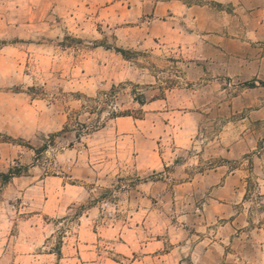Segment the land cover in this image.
<instances>
[{
    "label": "rangeland",
    "instance_id": "rangeland-1",
    "mask_svg": "<svg viewBox=\"0 0 264 264\" xmlns=\"http://www.w3.org/2000/svg\"><path fill=\"white\" fill-rule=\"evenodd\" d=\"M137 1L0 0V112L17 131L31 132L33 123L45 128L32 137L0 131V264H46L43 255L60 254L63 237L75 231L80 216L97 202L111 223L140 222L147 212L137 206L147 209L152 203L141 196L144 182H157L159 194L167 190L153 198L163 208L158 220L167 224L174 217L164 205L176 202L174 185L223 163L243 168L248 174L244 201L255 210L263 208L254 157L264 156V118L253 119L250 113L264 101V91L251 90L244 83L253 80L240 79L227 80L223 94L216 85L199 93L201 82L185 80L182 54L162 41L161 48L147 41L152 16L139 17ZM210 5L232 9L214 1ZM114 47L128 50L129 58ZM209 91L214 94L200 97ZM168 96L166 108L160 109L167 113L155 111L154 120L145 116L141 105ZM233 105L239 107L236 113ZM202 108L207 115L195 129L192 111ZM124 116L147 122L137 148L134 133L124 130L126 123L120 132ZM231 122L235 125L224 131ZM226 133V142L244 139L256 143V149L228 160L223 157L225 145L218 144ZM8 136L35 148L47 147L37 153L26 143L7 141ZM13 144L25 148L22 160L12 158ZM173 148H178L174 165L145 169L146 164L135 159V149L168 156ZM105 156L121 158L106 169L101 166ZM15 167L26 173L4 183L2 174ZM92 170L93 178H86ZM55 176L64 180L54 181ZM81 182L88 199L32 219L37 212L43 214L51 192L59 197L63 185L83 186ZM192 201L201 208L206 195H194ZM52 204L57 206V201ZM34 225L42 226L33 230Z\"/></svg>",
    "mask_w": 264,
    "mask_h": 264
},
{
    "label": "crops",
    "instance_id": "crops-1",
    "mask_svg": "<svg viewBox=\"0 0 264 264\" xmlns=\"http://www.w3.org/2000/svg\"><path fill=\"white\" fill-rule=\"evenodd\" d=\"M212 1L231 5L232 9L212 7ZM137 3L139 17L152 16L147 41L154 42V48H161L159 41H162L173 53L182 54L180 57L185 60L187 71L185 80L201 82L199 93L216 85L221 88L219 93L223 94L227 90L223 87L227 80H256L257 83L264 80V0H205L204 4L193 5L182 0H138ZM251 90L264 91V86L258 84ZM207 93L200 97L206 99L214 94L211 91ZM238 98L239 95L234 97L233 103ZM168 100L169 96L145 102L141 105L145 116L154 120L155 111L157 115L167 113L160 109L166 108ZM259 106L251 111V118H264L263 100H260ZM238 108L233 105L232 113H236ZM192 113L197 120V129L207 113L203 108ZM120 121V132L132 131L137 148L143 136L145 120L124 116ZM9 123L7 115L0 112V131L26 137L45 131L38 123L31 124V132L17 131ZM123 123L128 125L124 130ZM233 125L234 122H231L223 128L224 131L230 130ZM226 135L218 144L225 145L223 157L228 160L240 159L256 149V143L249 144L244 139L226 142ZM9 150L12 158L22 160L26 155L22 145L13 144ZM131 151L133 153V149ZM177 151L178 148L170 149L169 155L165 156L153 150L151 154H146L142 149H135V159L138 163H145V169H157L174 165ZM120 158L111 160L105 156L101 166L107 169L110 164L118 163ZM254 166L264 203V156H255ZM91 167L95 165L91 164ZM104 171L108 173V170ZM91 172L94 173V170L84 174L86 178H93ZM95 175H98L97 172ZM247 176L243 168L223 163L196 173L188 180L185 178V181L174 185L172 195L176 202L171 206L164 205L173 211L174 217L167 224L158 220L163 217V208L159 204L161 202L153 199L167 194V190L159 194L157 182H144L140 186L141 196L145 200L150 198L152 203L147 209L137 206L140 212H147L140 222H127L126 225L111 223L103 218L100 202L94 203L80 216L75 231H69L63 237L61 253L53 251L43 257L46 264H50V260L54 261L53 264H264V205L258 211L244 201ZM78 177L84 178L82 175ZM53 179L62 182L64 177L55 176ZM81 184L83 186L66 183L59 197L51 192L43 214L37 212L32 219L56 213L55 207L62 210L75 201L88 199L89 191L83 182ZM197 194L206 195L201 208L191 202V197ZM55 200L57 206L52 204ZM48 207H51L50 211ZM156 215L159 217L154 218ZM41 226L34 225L32 229L38 230Z\"/></svg>",
    "mask_w": 264,
    "mask_h": 264
},
{
    "label": "trees",
    "instance_id": "trees-1",
    "mask_svg": "<svg viewBox=\"0 0 264 264\" xmlns=\"http://www.w3.org/2000/svg\"><path fill=\"white\" fill-rule=\"evenodd\" d=\"M182 1H184L188 5L204 4L205 3V2L200 1V0H195V1H193V0H182ZM113 49H115V51H117L118 53L122 54L124 57L129 58L128 50H126L124 48H119V47H114ZM258 84L264 86V80H259ZM258 84H257L256 80L244 83V85L248 86V87H256ZM139 101H140V103H144L145 99L139 98ZM52 135H54V134H52ZM6 140L9 141V142H12V143H16V144H25V143L27 144V142H25L21 138L20 139H15V138H12V137L8 136ZM27 145L30 148L34 149L37 153H40L43 149H45L47 147V144H45L42 148H35L34 146H32L30 144H27ZM225 161H228V160H225ZM25 173L26 172L23 171L21 168H16V167L15 168H11L8 173L2 174L3 182L4 183L9 182L14 177L24 175Z\"/></svg>",
    "mask_w": 264,
    "mask_h": 264
},
{
    "label": "built area",
    "instance_id": "built-area-1",
    "mask_svg": "<svg viewBox=\"0 0 264 264\" xmlns=\"http://www.w3.org/2000/svg\"><path fill=\"white\" fill-rule=\"evenodd\" d=\"M104 205H107V203H105Z\"/></svg>",
    "mask_w": 264,
    "mask_h": 264
}]
</instances>
